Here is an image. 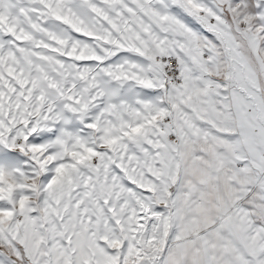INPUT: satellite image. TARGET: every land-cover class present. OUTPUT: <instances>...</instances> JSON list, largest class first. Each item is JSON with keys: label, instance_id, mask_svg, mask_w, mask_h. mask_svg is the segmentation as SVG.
<instances>
[{"label": "snow or ice", "instance_id": "obj_1", "mask_svg": "<svg viewBox=\"0 0 264 264\" xmlns=\"http://www.w3.org/2000/svg\"><path fill=\"white\" fill-rule=\"evenodd\" d=\"M0 264H264V0H0Z\"/></svg>", "mask_w": 264, "mask_h": 264}]
</instances>
